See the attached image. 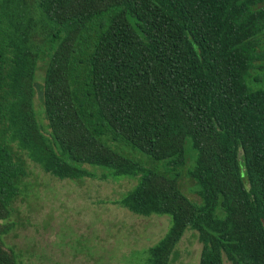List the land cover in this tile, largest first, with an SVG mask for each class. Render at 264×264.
Masks as SVG:
<instances>
[{"label": "trees", "instance_id": "1", "mask_svg": "<svg viewBox=\"0 0 264 264\" xmlns=\"http://www.w3.org/2000/svg\"><path fill=\"white\" fill-rule=\"evenodd\" d=\"M22 156L60 181L134 180L117 204L169 221L145 264L188 230L199 264H264V0H0V224L28 195ZM0 228V264H22Z\"/></svg>", "mask_w": 264, "mask_h": 264}, {"label": "rangeland", "instance_id": "2", "mask_svg": "<svg viewBox=\"0 0 264 264\" xmlns=\"http://www.w3.org/2000/svg\"><path fill=\"white\" fill-rule=\"evenodd\" d=\"M33 20L39 22L38 16H33ZM32 32L36 42L43 31L38 25ZM43 76V63L37 61L33 102L37 120L45 126L38 91ZM119 153L147 165H157L125 148ZM22 159L28 174L25 178L28 195L16 199L11 216L0 224L11 227L3 235V242L22 264H145V251L167 232V217L135 216L117 204L134 187V180L122 177L119 181H60L27 158ZM180 184L189 200L199 202L186 171ZM201 248L197 235L186 231L170 264H199ZM224 264L229 263L224 260Z\"/></svg>", "mask_w": 264, "mask_h": 264}]
</instances>
